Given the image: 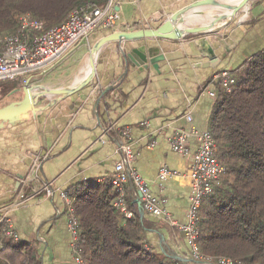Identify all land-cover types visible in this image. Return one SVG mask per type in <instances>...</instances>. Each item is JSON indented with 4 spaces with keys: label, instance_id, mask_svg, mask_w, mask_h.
I'll return each mask as SVG.
<instances>
[{
    "label": "crops",
    "instance_id": "crops-1",
    "mask_svg": "<svg viewBox=\"0 0 264 264\" xmlns=\"http://www.w3.org/2000/svg\"><path fill=\"white\" fill-rule=\"evenodd\" d=\"M195 1L123 0L114 29L95 30L53 67L43 73H30L27 79L36 78L33 84L50 88L66 87L86 70V62L77 55L86 43L91 47L96 39L113 31L156 28L172 13ZM218 1L234 4L237 0ZM200 9L212 16L218 11L216 6ZM210 19V15L193 14L189 20L203 24ZM204 38L188 35L174 40H145L147 46L156 49L155 54L163 56L158 71L139 70L133 65L125 69L121 46L107 43L98 52L91 84L25 120L0 128V208L9 206L34 153L39 151H50L40 174L56 190H65L80 180L111 177L120 158L119 132L129 129L128 141L133 149L129 169L136 171L156 196L166 198L165 207L172 219L183 223L189 204L188 172L197 147L189 132L207 129L213 102L207 91L216 90L211 83L212 74L232 71L264 49V0H249L231 23ZM133 46L135 43L127 44V48ZM72 62L78 63L75 71H60ZM2 88L5 89L0 87V91ZM106 88L109 90L102 97ZM47 101L40 99L39 105ZM186 115L191 116V121ZM109 126L113 127L112 137L106 132ZM180 130L187 133L185 154L170 148V137ZM163 167L171 174L160 181L158 174ZM129 190L133 191L130 185ZM8 217L18 239L34 248L43 264H74L68 212L59 198L32 196L8 209ZM160 236L168 249L186 258L187 246L181 234L162 225L147 232L152 245L160 246Z\"/></svg>",
    "mask_w": 264,
    "mask_h": 264
},
{
    "label": "trees",
    "instance_id": "trees-1",
    "mask_svg": "<svg viewBox=\"0 0 264 264\" xmlns=\"http://www.w3.org/2000/svg\"><path fill=\"white\" fill-rule=\"evenodd\" d=\"M105 1L0 0V37L17 32L23 14L49 28L85 3L101 6ZM231 73L235 81L229 91L216 86L207 120L206 130L223 169L202 196L196 243L203 255L264 264V49ZM108 134L112 137L113 133ZM65 191L77 220L76 254L81 264L199 263L174 259L151 244L147 232L160 225L170 226L145 213L141 218L134 190L129 187L126 203L130 217L114 207L117 191L110 177L80 180ZM0 264L43 262L34 248L6 235L0 226Z\"/></svg>",
    "mask_w": 264,
    "mask_h": 264
},
{
    "label": "built area",
    "instance_id": "built-area-1",
    "mask_svg": "<svg viewBox=\"0 0 264 264\" xmlns=\"http://www.w3.org/2000/svg\"><path fill=\"white\" fill-rule=\"evenodd\" d=\"M123 0H106L99 6L88 2L69 12L65 20L49 28L42 21L23 14L19 18V28L14 34L0 37V82L16 79H26L30 73L45 72L53 67L65 56L79 41L86 39L97 29H114L119 17V6ZM29 79H26L27 81ZM24 81V82H25ZM234 76L230 70L215 71L211 76L214 86L229 91L234 83ZM97 88V87H96ZM95 88V89H96ZM211 98L215 96L214 90L207 91ZM187 121L191 116L186 115ZM109 126L106 132L112 130ZM197 141L193 161L188 175L190 179L189 204L185 213V221L179 223L172 219L166 210V198L156 196L148 187L143 178L129 169L133 159V149L128 141L129 129L119 132L120 142L117 151L119 160L114 165L111 175V184L117 191L113 201L114 207L125 217H130L126 203L129 185L133 188L135 198L142 206L143 212L153 218L166 222L181 234L187 246L186 258L204 264H241L223 257L203 255L197 246L198 236V209L202 196L208 193L214 180L222 171V166L216 156L215 142L207 130L193 129L189 132ZM170 148L177 153L185 154L187 148V133L176 131L169 139ZM50 151L34 153L25 175L19 181V188L15 197L6 208H0V226L8 236L18 239L13 223L8 217V209L23 204L32 196H42L46 199L59 198L66 206L68 212V230L70 232V247L73 251V263L81 264L76 254L77 220L73 215L70 200L65 190H56L50 182L41 177L43 162L49 157ZM171 174L167 168L160 169L158 179L163 181ZM176 246V245H174ZM175 248V247H174ZM181 257V256H180Z\"/></svg>",
    "mask_w": 264,
    "mask_h": 264
},
{
    "label": "water",
    "instance_id": "water-1",
    "mask_svg": "<svg viewBox=\"0 0 264 264\" xmlns=\"http://www.w3.org/2000/svg\"><path fill=\"white\" fill-rule=\"evenodd\" d=\"M249 0H237L234 4L220 2L218 0H197L172 13L156 28H143L131 31H113L96 39L87 54V71L77 80L66 87L50 88L41 84H30V79L23 85L12 89L10 94H19L17 100L4 102L0 104V128L10 124L14 125L22 120L35 115L53 105L56 101L77 93L84 87L92 83L96 74V58L98 52L107 43L116 42L120 47V54L124 59L125 69L129 65L136 66L139 70H148L152 68L158 71V62L163 60L162 55L155 54V50L145 44V40L157 38L174 40L181 39L188 35H197L204 38L209 34L225 27L235 16L247 5ZM205 6H216L217 13L213 16L207 11H200ZM193 14L210 15V21L203 24L191 23L189 20ZM204 41V40H200ZM141 42V43H139ZM135 43V46L127 48V44ZM210 50V49H209ZM109 90L106 88L102 93ZM50 97H53L51 100ZM46 98L48 101L44 105H39L40 99ZM100 97L95 101V107L99 103ZM97 117V114H96ZM138 206L139 215L143 217L142 206L135 198ZM160 249L174 259L189 261V258L180 257L173 250L168 249L164 242V237L160 236Z\"/></svg>",
    "mask_w": 264,
    "mask_h": 264
},
{
    "label": "rangeland",
    "instance_id": "rangeland-1",
    "mask_svg": "<svg viewBox=\"0 0 264 264\" xmlns=\"http://www.w3.org/2000/svg\"><path fill=\"white\" fill-rule=\"evenodd\" d=\"M210 14V13H209ZM89 48H90V44L88 43H86V45H84L79 51H78V54L77 55H79V57H81V62H83V61H85L86 62V65H87V54H88V52H89ZM76 57V56H75ZM78 61V60H77ZM77 64L78 63H74V62H72L71 64H68L67 66H65L66 67V70H64L65 69V67H63V68H61L60 69V71L62 72V70H63V73H69L70 71H75V68H77L78 66H77ZM63 65V64H62ZM70 65V66H69ZM61 66V64L58 66V67H60ZM58 67H56V68H58ZM56 68H54V70L56 69ZM86 69V68H85ZM54 70H52V73H54ZM83 71H84V69H83ZM51 73V72H50ZM46 75H49V73L48 74H46ZM56 75H59V73H56ZM27 79V78H26ZM25 79V80H26ZM24 79L22 80V77H17L16 79H13V80H8V81H4V82H0V87H4V86H6L8 89H10V88H15L16 86H18L19 87V85H23L26 81H25ZM45 80V79H44ZM25 81V82H24ZM35 81H36V78L34 79H30V84H33V83H35ZM39 81V80H38ZM40 81H43V79H41ZM3 91H5V89L3 88L2 89ZM7 91V90H6ZM19 94H16V95H12L10 98H1L2 100H1V102H0V104L1 103H4V102H9V101H13V100H17V99H19ZM4 99V100H3ZM40 104V103H39Z\"/></svg>",
    "mask_w": 264,
    "mask_h": 264
},
{
    "label": "flooded vegetation",
    "instance_id": "flooded-vegetation-1",
    "mask_svg": "<svg viewBox=\"0 0 264 264\" xmlns=\"http://www.w3.org/2000/svg\"><path fill=\"white\" fill-rule=\"evenodd\" d=\"M5 87V91H3V90H1L0 91V98H10L12 95L14 96V95H16V93H14V94H10V95H8L9 94V92L12 90V89H14V88H10V89H8L6 86H4ZM16 87H18V86H16ZM3 89V88H2ZM7 90V91H6ZM19 98H20V96H19Z\"/></svg>",
    "mask_w": 264,
    "mask_h": 264
},
{
    "label": "bare ground",
    "instance_id": "bare-ground-1",
    "mask_svg": "<svg viewBox=\"0 0 264 264\" xmlns=\"http://www.w3.org/2000/svg\"><path fill=\"white\" fill-rule=\"evenodd\" d=\"M87 68H88V64L86 65V70L85 71H87Z\"/></svg>",
    "mask_w": 264,
    "mask_h": 264
}]
</instances>
